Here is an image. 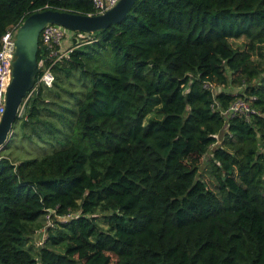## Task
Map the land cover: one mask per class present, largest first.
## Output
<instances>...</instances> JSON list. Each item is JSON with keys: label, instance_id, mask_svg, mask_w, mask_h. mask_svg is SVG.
Wrapping results in <instances>:
<instances>
[{"label": "trees", "instance_id": "trees-1", "mask_svg": "<svg viewBox=\"0 0 264 264\" xmlns=\"http://www.w3.org/2000/svg\"><path fill=\"white\" fill-rule=\"evenodd\" d=\"M47 9L94 12L0 0V40ZM262 45L264 0H135L122 21L75 32L12 126L34 148H2L0 264H264V115L223 114L240 97L264 112Z\"/></svg>", "mask_w": 264, "mask_h": 264}, {"label": "water", "instance_id": "water-1", "mask_svg": "<svg viewBox=\"0 0 264 264\" xmlns=\"http://www.w3.org/2000/svg\"><path fill=\"white\" fill-rule=\"evenodd\" d=\"M135 0H119L116 5L99 14H76L53 9L37 11L25 18L15 34V59L12 77L6 88L5 109L0 119V150L12 137V126L18 110L34 86L38 72V42L45 24H56L72 31L92 33L122 21Z\"/></svg>", "mask_w": 264, "mask_h": 264}, {"label": "built area", "instance_id": "built-area-1", "mask_svg": "<svg viewBox=\"0 0 264 264\" xmlns=\"http://www.w3.org/2000/svg\"><path fill=\"white\" fill-rule=\"evenodd\" d=\"M93 6L92 14L103 13L104 11L110 9L118 3L119 0H89ZM18 27H12L8 29L1 37L0 40V119L5 109V94L6 88L9 85L12 77V62L15 59V34ZM75 32L60 25L47 23L41 30L39 40L44 47L45 54L42 59L38 62V72L37 80L30 92L23 99L22 105H20L18 110V115L21 116L25 111V105L33 93V91L39 87L50 88L54 82V73L52 66L54 63L60 61L62 58L66 57L68 52L73 48V37ZM81 33V32H79ZM83 33V32H82ZM86 33V32H85ZM76 41L79 40V35L75 36ZM213 89V85L206 84ZM226 116L239 114L244 116H249L251 114H261L260 112L253 108L250 104V100L246 98H238L229 107L223 111ZM48 217V216H47ZM42 241L39 240L38 244Z\"/></svg>", "mask_w": 264, "mask_h": 264}, {"label": "rangeland", "instance_id": "rangeland-1", "mask_svg": "<svg viewBox=\"0 0 264 264\" xmlns=\"http://www.w3.org/2000/svg\"><path fill=\"white\" fill-rule=\"evenodd\" d=\"M231 43L233 46L235 47H241V48H244V41L242 38L240 39H233L231 40ZM263 53L264 54V45H262L260 47V49H258L257 47L255 48V52H254V55H253V58L256 62V60H258L260 62V64L264 65V55H260V53ZM71 82H73L75 85L74 86H70L68 83L65 84V87H67L68 89L72 90L74 88H77L78 85H79V82H77L74 78H71L70 79ZM240 88L239 86H236V85H230V86H219V89H225V90H228V91H232L234 93L240 91ZM52 93H51V97L49 98L50 100H53L55 97H54V93L55 92H59L62 94V92L59 90V87H54L52 88ZM66 96V94H65ZM64 95H62V97H65ZM68 98V97H67ZM18 129V128H17ZM18 134L17 137L15 136H12L11 139H9L8 141H10L9 143L11 144V146H14L16 151H20V149H17L16 147L19 146H23V148L26 146V147H29V148H34V143H30V140L26 139L27 141H25V146H24V142L23 140H21V135H22V131L21 130H18L16 132ZM7 141V142H8ZM17 142V143H16ZM19 142V143H18ZM23 148H21V150L23 151ZM16 151H12V154L13 156H17L18 158H23V157H27V155L25 153H18ZM9 151H3L0 150V155H5L7 154ZM205 162L201 163L198 167V172L202 175V177L204 178V180L208 183V185L210 187H213V183L209 180V174L207 173L206 169H205ZM66 219V217H63V219ZM46 224V221L44 222ZM47 224H51L50 222L47 221ZM47 233L46 231H43V228H41L39 230V232H35L33 235H32V238H31V241H30V244H33L34 245V248L35 249H38L39 247V244H38V241L39 240H43L44 237H46Z\"/></svg>", "mask_w": 264, "mask_h": 264}]
</instances>
